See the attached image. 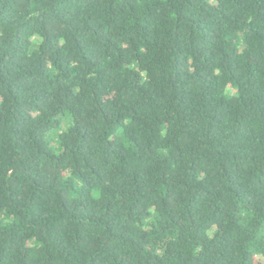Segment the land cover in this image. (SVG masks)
I'll list each match as a JSON object with an SVG mask.
<instances>
[{"label":"trees","instance_id":"trees-1","mask_svg":"<svg viewBox=\"0 0 264 264\" xmlns=\"http://www.w3.org/2000/svg\"><path fill=\"white\" fill-rule=\"evenodd\" d=\"M0 264H264V0H0Z\"/></svg>","mask_w":264,"mask_h":264},{"label":"rangeland","instance_id":"rangeland-1","mask_svg":"<svg viewBox=\"0 0 264 264\" xmlns=\"http://www.w3.org/2000/svg\"><path fill=\"white\" fill-rule=\"evenodd\" d=\"M56 137H57V132H55V131L49 134V139H51L53 141H56Z\"/></svg>","mask_w":264,"mask_h":264},{"label":"clouds","instance_id":"clouds-1","mask_svg":"<svg viewBox=\"0 0 264 264\" xmlns=\"http://www.w3.org/2000/svg\"><path fill=\"white\" fill-rule=\"evenodd\" d=\"M210 235H211V233H210Z\"/></svg>","mask_w":264,"mask_h":264}]
</instances>
